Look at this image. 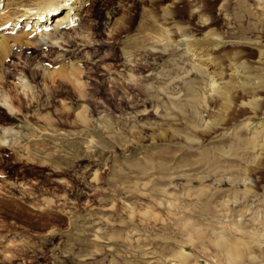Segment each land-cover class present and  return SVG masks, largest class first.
<instances>
[{
  "label": "rangeland",
  "instance_id": "374dc122",
  "mask_svg": "<svg viewBox=\"0 0 264 264\" xmlns=\"http://www.w3.org/2000/svg\"><path fill=\"white\" fill-rule=\"evenodd\" d=\"M201 4L93 0L70 47L53 23L38 48L12 44L0 104L25 103L0 108V264H264V65L248 44L264 45V0ZM212 37L217 68L238 58L255 89L219 95ZM54 63L80 67L73 85L44 79Z\"/></svg>",
  "mask_w": 264,
  "mask_h": 264
},
{
  "label": "bare ground",
  "instance_id": "6f19581e",
  "mask_svg": "<svg viewBox=\"0 0 264 264\" xmlns=\"http://www.w3.org/2000/svg\"><path fill=\"white\" fill-rule=\"evenodd\" d=\"M91 1L93 0H0V82L2 79L9 77V72H3L2 68L7 63L6 61L8 58L12 56L13 43L14 45L20 47L22 46L23 49H36L38 46L35 45L33 41V35L40 28L46 29L53 23V28L55 27L56 31L59 30L61 37H63L68 42L67 46L69 45L70 47V39H73L74 37L71 34V30L67 29L68 25L70 26L71 24L79 23V27H85L84 22L89 15L88 5ZM191 1L193 5L192 12L194 14L201 12L202 0ZM222 10H224V8L220 7V11ZM57 13L58 15L55 16ZM163 16L167 19V12H164ZM170 24V22H165L166 26L164 29L168 30ZM73 40L75 41L76 39ZM218 40L215 37H212L200 46V50L203 51L200 52L206 55L204 58H201V61H206L211 67L215 68V71H213L219 79L218 84L220 83L221 87L214 83V87H216L215 90H218L220 96L229 99V97L232 96V91L246 90L249 88L255 89L257 87L256 83H252V76L245 70L247 68H245L244 64L239 61L238 58H231L228 63V70L217 68V63L208 52L213 50L215 45H218ZM234 42L236 43L237 41ZM248 44L259 49L257 63L264 65V45H261L258 41H252ZM71 65L67 67L64 66L63 63L59 65L54 63L52 66L50 65L51 67L49 68L48 72H45L46 74L44 75V79H49L52 83L58 80L61 84L73 85L71 79L72 77H78L81 73V69L77 65ZM27 67H30L29 64ZM15 101L18 104L17 106H11L12 108L9 107L8 104H0V108L4 110L3 112L8 113L9 117L16 118L15 116L20 114L24 108L25 98L21 93L17 92L15 94ZM259 101V96H251L247 101L241 102L243 107H248L251 110V112L244 117V120H246L247 123L256 117L257 110L260 107ZM262 113L264 115V110ZM42 118L45 119V126H50L53 129V132L57 131L55 119L50 114L48 118ZM49 136L50 134L48 137ZM57 136L58 134L52 135V142L57 140ZM31 153L33 154V152ZM33 157H35V155ZM219 242L223 248L229 250L231 255H236L234 256L236 258L240 257L242 249L241 243L235 242L233 244H229L224 240H220Z\"/></svg>",
  "mask_w": 264,
  "mask_h": 264
}]
</instances>
